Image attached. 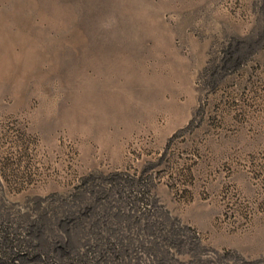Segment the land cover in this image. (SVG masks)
<instances>
[{
	"label": "rangeland",
	"instance_id": "obj_1",
	"mask_svg": "<svg viewBox=\"0 0 264 264\" xmlns=\"http://www.w3.org/2000/svg\"><path fill=\"white\" fill-rule=\"evenodd\" d=\"M11 263L264 264V0H0Z\"/></svg>",
	"mask_w": 264,
	"mask_h": 264
},
{
	"label": "bare ground",
	"instance_id": "obj_2",
	"mask_svg": "<svg viewBox=\"0 0 264 264\" xmlns=\"http://www.w3.org/2000/svg\"><path fill=\"white\" fill-rule=\"evenodd\" d=\"M12 262V261H11ZM14 262V261H13ZM12 264V263H11ZM13 264H16V263H13Z\"/></svg>",
	"mask_w": 264,
	"mask_h": 264
}]
</instances>
